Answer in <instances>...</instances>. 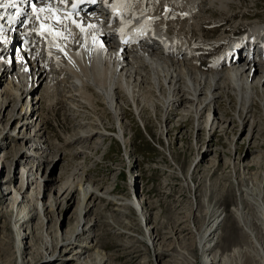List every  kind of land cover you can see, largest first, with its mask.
<instances>
[{"label":"bare ground","instance_id":"1","mask_svg":"<svg viewBox=\"0 0 264 264\" xmlns=\"http://www.w3.org/2000/svg\"><path fill=\"white\" fill-rule=\"evenodd\" d=\"M110 1L104 0V3L110 4L107 6L99 2L92 7L93 14L83 15L81 19L79 16L71 18L61 14L54 17L52 12L44 11L32 17L25 11L20 17L10 11L8 4L13 0H2L3 7H0V58L8 55L2 61L0 73L4 69L5 73L11 75L15 65L19 67L18 74L9 81L7 94L19 104L30 98V88L52 84V72L74 80L73 87L79 96L70 106L76 105L78 107L75 108L83 109L84 118L83 122L75 125V132L65 142L85 148L75 150L73 159L78 155L94 159L99 154V150L103 149L102 143L89 144L95 138H106V133L111 132L107 123L109 114L119 126L114 138L126 146V125L121 120L123 115H127L128 108L145 126L144 112L160 116L162 131L163 125L172 120L173 114H177V108L183 106L181 116L193 118L199 130L203 129V124L210 127L212 132L216 128L228 131L232 124L243 129L248 126L247 141L257 138L260 123L257 125L258 121L252 115L259 104L264 117L263 22L252 25L239 22L234 31H229L230 26L219 25L216 26L222 28L219 36L208 38L203 35L201 28L203 24L211 23L213 19L209 17L215 16V12L202 9L207 0H116L114 4ZM236 1L222 0L225 4H235ZM210 2L214 4L221 1ZM207 12L210 14L205 16ZM179 17L184 20H179ZM224 21L221 19L215 24ZM239 26L247 28V32L243 34L242 31V36L236 38L234 36L239 32ZM195 30L199 32L197 36ZM13 45L19 46L22 55V59H16V62L10 57ZM205 54L210 56L202 68L204 61L201 62L200 56ZM253 78H256L255 83L252 82ZM222 99L235 104L232 114L234 120L228 121L226 116L216 111L211 116V108ZM41 101L33 106L28 102L24 106L22 104L20 114L14 118L24 129L23 133L32 125L35 126L36 135L24 136V141L33 143L50 155L38 156L36 165H39V169L35 166L25 175L28 176V186L38 185L42 193L44 181L38 172L44 166L56 164L58 156H55V152L59 148L56 143L53 147L47 145L42 124L29 122L40 110ZM8 102L12 100L0 97V112ZM97 105L103 106L100 113ZM207 108H210V113L205 115ZM0 127L2 134H7L10 140H16L15 132L3 129L1 114ZM127 149L126 146L128 156ZM248 168L252 170L253 167ZM77 169L83 172L78 183L69 181L57 191V200L51 198L48 204L30 209L24 218L15 220L13 229L17 233L19 249L20 242L27 238L30 240L31 235L24 234L21 229L25 225L30 226L38 217L42 222L38 230L41 231L42 226L47 230L41 252L50 253L53 243L60 249L58 254L57 251L53 253L54 261L63 259L67 260L66 264H110L111 257L101 251L99 243L95 241L94 231L100 222L90 219L95 215L94 209L106 203L114 206L115 222L124 229L121 235L127 240H133L138 233L126 223L124 211H135L138 224L146 232L144 241L155 254L153 264H197L196 248L201 253L202 264H264V199H250L249 189L240 190L243 202L231 210V217L240 231L232 236L237 246L221 253V241L227 240L228 236L218 234L220 230H227L228 222L227 217L220 214V209L204 212V215H190L187 220L178 219L174 224L164 226L168 229V232H164L155 222L152 214L154 209L149 208L146 212L149 204L138 201L133 178L128 184L130 197L123 198L115 196L113 190L103 193L97 181L90 178L89 171L82 165L77 166ZM198 189L196 187L195 193ZM76 192L80 195L77 222L73 230L63 233L56 225L53 214L62 198L67 196L68 200L72 199ZM190 192L193 195V191ZM229 192L219 197L216 207L227 201ZM10 193L14 192L0 188V203L9 200L7 196ZM14 194V210H24L30 198L23 197V193ZM201 205L209 207L210 201ZM247 209L255 211L253 218L247 216ZM197 225H200L199 229ZM170 241L175 248L169 245ZM177 254L181 263L175 258Z\"/></svg>","mask_w":264,"mask_h":264},{"label":"rangeland","instance_id":"2","mask_svg":"<svg viewBox=\"0 0 264 264\" xmlns=\"http://www.w3.org/2000/svg\"><path fill=\"white\" fill-rule=\"evenodd\" d=\"M220 1V3L211 4L210 0H207L202 5L204 11L215 12V16L209 17L213 19L211 23L207 22L201 28L203 35H207L208 38L219 36L222 30V28H216L219 25L230 26L229 31H234L235 25L239 22L245 24L255 20L247 25H252L255 22L264 23V0H238L235 4H225L222 0ZM222 11L225 12L222 13ZM209 14L207 12L205 16ZM221 19L226 21L215 24ZM179 20H184V18L179 17ZM242 31L245 34L247 28L239 26V32L234 37H241ZM194 34L197 36L199 32L195 30ZM11 55H13V51ZM6 56L0 58V68L3 67L2 61L8 58V55ZM209 56L210 54L200 56L201 62L204 61L202 68L206 66ZM21 57L20 54L19 58L22 59ZM18 71L19 67L15 65L11 75L5 73L4 69L0 73V97L12 100L0 112L3 129L16 134V140H10L11 138L9 139L7 134H2L0 129V147L3 145L0 148V188L3 191L23 193V197L30 198V202L26 206L24 205V210L15 211L13 207L15 194L10 193L7 196L9 200L0 203V264H66L67 260H53V253L60 252L56 243H53L50 253L41 252L47 230L43 226L41 231L38 230V225L42 224L38 217L30 223V226L25 225L21 229L24 234L31 233L30 240L27 238L20 242L21 249H19L18 237L13 225H16L15 220L24 218L30 209H36L38 206L43 207L51 201V198L57 200V191L64 184L69 181L73 184L78 183L79 177L83 174L81 169H77V166L80 165L89 171L90 178L93 181L96 180V183L103 188V193L113 190L117 197H130L128 184L133 178L134 191L138 201L149 204L146 212L149 208L154 209L152 214L155 216V222L159 228H163L164 232H168L164 226L174 224L178 219L187 220L190 215L194 217V215H204V212L220 209V214L227 217L228 228L224 231L220 230L218 235L228 236V239L221 241V250L219 251L222 253L225 249L227 252L235 249L237 243L232 236L240 231L231 217V210L243 202L240 190L242 188L249 189L251 191L250 199L257 200L259 197L264 199V117L260 113L259 104L256 105L252 115L255 118L253 119L258 121L257 125L260 123L258 125L259 134L256 139H248V141L246 139L248 126L243 129L232 124L228 131L224 128H216L215 132H212L210 127L203 124V129H197L193 118L181 116L183 106L177 108V114H173L172 120L163 125L164 131L160 130V116L155 117L149 111L144 112L145 124L147 123L145 126L132 109L128 108L127 115H123L121 120L122 124L126 125L124 130L128 156L125 143L115 139V134L119 132V126L109 114L107 123L110 125L111 132L106 133V138H95L89 144L91 146L102 143L103 149L99 150V154L94 159L78 155L74 160L73 152L85 148V146L78 148L77 145H69L65 142V139L75 132V125L83 122L84 118L83 109L75 108L78 107L76 105L70 106L79 96L73 87L74 80L66 75L61 76L52 72L51 76L54 81L50 84L51 86L45 83L43 86L38 85L30 88L28 91L32 92L31 99H24L18 104L10 94H7L9 81L18 74ZM253 80L252 82L255 83L256 78ZM29 81L31 85L32 79L30 78ZM40 99H42L39 104L41 108L36 111V115L32 116V120L30 118L29 122L35 121L37 125L42 124L47 145L53 147L56 143L55 145L59 148L55 152V156H58L56 164L44 166L38 172L44 181L42 193L38 185L28 186V176L25 175L35 166L39 169V165H36L38 156L49 157L50 155L39 150L33 143L24 141V136L36 135L35 126L32 125L26 133H23L24 129H21L14 118L20 114L23 108L22 104L24 106L28 102L33 106ZM97 106L100 113L103 106ZM214 106L211 108V113L210 108H207L205 115L210 113L213 117L214 111H216L226 116L228 121L234 120L232 119L235 110L234 103H226L225 99H222L219 104ZM41 120L42 122H40ZM251 166L254 169L248 168ZM196 187H199L197 193H195ZM191 190L193 195L190 194ZM228 191L230 192L227 201L216 207L219 197L227 194ZM207 200L210 201V206H202L201 203ZM79 202L80 195L76 192L72 199L68 200L66 196L56 205L53 215L61 232L73 230L77 222L78 215L76 213ZM101 205L94 209L95 215L90 219H98L100 222L99 227L94 231L95 241L99 243L101 251L111 257L110 264L155 263V254L149 250L148 244L144 241L146 232L138 224L135 211L133 209L124 211L127 215L126 223L138 233L133 240H127L121 235L124 229L115 222L117 220L114 219V206L106 203H101ZM254 212V210H246L247 216L251 218H253ZM199 227L200 225H197V229ZM169 245L172 248L176 247L172 241L169 242ZM195 254H198L197 264H202L201 253L197 248ZM175 258L180 261L178 254L175 255Z\"/></svg>","mask_w":264,"mask_h":264},{"label":"snow or ice","instance_id":"3","mask_svg":"<svg viewBox=\"0 0 264 264\" xmlns=\"http://www.w3.org/2000/svg\"><path fill=\"white\" fill-rule=\"evenodd\" d=\"M13 3H14V0H13ZM0 7H3L2 0H0Z\"/></svg>","mask_w":264,"mask_h":264}]
</instances>
